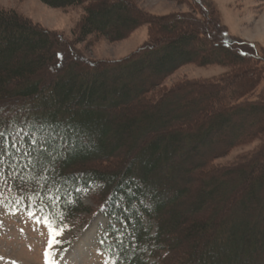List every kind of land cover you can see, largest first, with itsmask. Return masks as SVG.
<instances>
[{
	"label": "trees",
	"instance_id": "obj_1",
	"mask_svg": "<svg viewBox=\"0 0 264 264\" xmlns=\"http://www.w3.org/2000/svg\"><path fill=\"white\" fill-rule=\"evenodd\" d=\"M39 1L53 9L85 7L77 28V44L96 36L118 41L139 24L132 14L135 10L130 13L132 8L122 0ZM188 1L201 20L179 16L171 22V30L174 25L186 30L176 39L165 41L159 34L157 40L152 38L133 57L119 64L94 65L91 71L80 67L79 58L73 62L74 57L60 51L61 37L0 8V105L24 108L38 119L72 123L85 136L84 142L77 140L63 154L55 173H32L31 169L19 167L14 176L0 180V203L41 207L55 227L64 229L67 222L89 216L91 209L83 206L80 191L94 188L91 200L99 211L106 209L112 224L106 230L110 242L100 249L117 264H258L262 258L264 262V196L259 194H264V89L259 91L261 78L257 74L264 59L257 52H250L255 45L235 41L219 24L211 25L209 17L218 11L214 5L209 8L199 0ZM161 29H167L166 24H161ZM205 38L218 43L217 50L225 59L210 58L205 45L198 58L192 53L173 58L176 46L208 43ZM161 45L164 46L160 48ZM228 46H235L236 51ZM163 49L172 54L158 58ZM150 56L157 57L159 63L146 75L141 63H149ZM241 64L251 67V74L255 75L249 82L243 81L249 72L241 71ZM186 65H219L228 70L216 80L183 81L168 89L160 86ZM80 71L84 76L81 80ZM126 71L131 75L127 82L121 75ZM132 75L142 77L143 82L134 81L131 85L135 79ZM189 91L215 108L205 118L207 123H199L193 134L187 128H195L194 123L186 120V112L178 116L172 99L184 97ZM132 98L145 107L131 112L125 103ZM245 111L260 114V125L256 124L244 137L224 143L205 163H197L201 155L197 150L215 146L213 133L227 135L225 129L232 126L233 116ZM235 127L242 129L243 125ZM156 128L176 129L154 140L143 137ZM257 140L259 147L242 156L237 165L213 166L215 159ZM176 156H184L192 165L189 169L179 168V182L171 176H161L163 168L170 166ZM193 172L203 179V183L201 179L196 182L200 192L196 187L199 198L194 214H201L205 203L228 188L235 175L242 184L246 183V190L232 213L229 207L237 198L234 191H228L224 205L210 211L207 220L186 218L184 235L171 238L184 226L178 218L183 206L180 201L191 194L180 182L192 184L194 181L188 176ZM46 175L48 179L43 178ZM167 189L172 192L169 199ZM182 247L184 250L179 251Z\"/></svg>",
	"mask_w": 264,
	"mask_h": 264
},
{
	"label": "rangeland",
	"instance_id": "obj_2",
	"mask_svg": "<svg viewBox=\"0 0 264 264\" xmlns=\"http://www.w3.org/2000/svg\"><path fill=\"white\" fill-rule=\"evenodd\" d=\"M122 1L128 3L132 8L130 13L135 10L132 14L134 18L138 19V26L118 41H110L106 38L96 36L89 37L84 43L80 44L75 43V39L77 38L78 25L84 17V6L53 9L39 0H0V8L5 11H12L43 30L52 32L56 34L57 37H61V42L63 44L60 47V51L68 54L67 56L70 58L74 57V60H72L73 62L75 61V57L79 58L82 61L80 67L83 69L87 68L89 71H91L90 68L94 65L97 67L99 64L104 65L105 63L119 64L133 57L145 46L149 45L151 39L154 37L157 40L158 36L163 35V39L169 42L176 39L179 33L186 31L183 26L177 27L176 25H174L173 30L170 29L171 22H174L179 16L183 18L187 17L188 19H197L198 21L201 20L199 13L195 11L191 2L188 0ZM199 1L204 7L211 8V5H214L218 10V14L212 13L209 17L212 22L211 25H213V23L219 24L220 28L223 27L228 36L235 41L255 45V50L250 48V52H257L258 57L264 59V0ZM161 24H166L167 29L159 30ZM205 31L206 30H202V33H205ZM206 40L208 43H203L206 42L203 41L200 44L176 46L173 52L175 53L173 58H178V56L190 53L198 58V56L203 53L201 49L203 45H205L210 58L215 57L222 60L224 56L217 50L219 48L217 47L218 43L215 41L209 42L208 38ZM163 46L164 45H161L160 48ZM228 47L236 51L235 46ZM247 48L246 46L243 50L245 51ZM243 50L242 52H244ZM229 52L232 51L229 50ZM158 54L159 58L162 55H169L172 53L171 51L168 52V50L165 51L163 49V51L158 52ZM147 58L150 61L149 63H146L145 60L141 63V68H143L146 75L151 72L153 66H157L159 63L155 56ZM260 68V72L257 73L261 78L259 91L264 89V65L260 66ZM227 70V68L219 65L203 68L195 65H186L165 79L160 86L168 89L174 84L183 81L216 80L226 73ZM240 70L249 72V75H246L245 80H243L245 82H249V80L255 76L253 73V75L251 74V67L249 68V66L241 64ZM121 75L126 82L127 78L131 76H129V72L127 71L122 72ZM78 77L80 80L84 77L81 71L78 73ZM134 78L135 79L131 81V85L134 84V81L143 82L142 77L136 75ZM55 79L56 77L54 80ZM172 99L175 102L173 106L179 111L178 116L180 117L181 113L186 112L188 116L186 120L194 123L195 128L190 126L187 128L191 134L198 129L199 123L206 124L207 119L205 120V118L210 112L214 113L213 111H215L214 106L209 107L211 104H209L208 101H203L199 95L191 91L186 93L184 97L179 95V97L173 96ZM189 103L193 105L191 108L188 106ZM125 105L131 112L138 111L139 109L141 110V108L145 107L143 104H139L138 100L133 98L125 103ZM190 110H193L191 114L189 113ZM232 120V126L225 129L227 130V135L213 133L211 139L215 141V146L212 148L208 146L197 150V152L201 153V155L198 156L199 159H196L197 163H205L208 157L216 153L217 150L223 148L224 143L244 137L246 133L252 132L256 124H258V126L260 125L261 116L260 114L256 115L251 114L250 111H245L242 114L234 115ZM236 124H242L243 128H236ZM170 129L175 132L174 129L176 128H156L150 132H145L143 137L154 140L160 135H167ZM257 147H259L258 140L248 145L236 147L226 156L215 159L213 166L217 168L233 167L239 163L238 160L242 156L251 154ZM142 148L143 146L136 149L134 154H137ZM118 156L119 155H117V157ZM262 162L264 163V158ZM191 166V162H188L187 158L184 156H176L172 158L170 166L167 165L163 168L161 176L164 178L171 176L176 178L177 182H179L180 177L176 172L179 168L189 169ZM10 171H12V169L5 166L4 176L0 178V180L4 179ZM255 174L257 176L259 175L258 172ZM188 177L194 181L192 184H183V182H180L182 183L181 186H186L191 192L188 198L180 201L183 206L179 210L180 215L178 218L179 223H184V226L178 228L170 235L171 238H176L178 236L182 237L184 235L185 232L183 228L187 224L186 218H188V221L207 220L210 211L214 208L219 209L221 207L222 201L226 198L225 193L228 191H234L235 198H237L233 200L234 204L231 206L232 208L228 206L229 212L232 213L246 190V183L242 184L239 176L235 175L234 182H231L228 188H223L214 200L207 201L202 213L197 215L193 213L197 200L196 198L198 197L197 194L200 192L198 186H196V182L201 179V183H203V179L198 176V172H193L189 174ZM177 185L178 183L175 185V188H178ZM196 187L198 192L196 191ZM92 191H94V188L91 189L90 192L87 190L80 191L83 206L91 209L89 216L83 215L81 217L82 219H77L74 223H66L63 234L57 237L59 242L54 245V258L56 264H104V255H101L104 253L101 252L100 246L110 242L106 230L109 226H112V224L106 216V209L103 208L99 211L98 206L93 204L91 200ZM195 191L197 193H195ZM236 191L239 194H237ZM171 193L170 190L167 191L166 199L171 198ZM259 194H261L263 198L264 194H262V192H259ZM30 211L35 215L30 217L28 215ZM167 211H171V208H168ZM45 216L48 217V214L41 207L16 206L15 204L5 202L0 203V257L3 258L0 259V264H45L44 253L50 238L49 228L45 223L37 222L38 220L43 221ZM144 224L147 225V222L144 221ZM170 244L173 246L172 243ZM183 250L184 247L179 248V251ZM146 257L147 253L145 255V258ZM147 260L151 263L155 262V259L147 258ZM258 264H264L263 258Z\"/></svg>",
	"mask_w": 264,
	"mask_h": 264
},
{
	"label": "snow or ice",
	"instance_id": "obj_3",
	"mask_svg": "<svg viewBox=\"0 0 264 264\" xmlns=\"http://www.w3.org/2000/svg\"><path fill=\"white\" fill-rule=\"evenodd\" d=\"M77 140L84 142L85 136L72 123L45 117L38 119L24 108L0 105V178L4 176L5 166L12 169L9 176H14L19 167L31 169L32 173H55L57 162ZM43 178L48 179L49 176ZM28 215L35 214L30 211ZM37 222H43L49 228L45 264H56L54 245L59 242L57 237L63 234L64 229L53 227L47 216ZM104 264H117V261L108 257Z\"/></svg>",
	"mask_w": 264,
	"mask_h": 264
}]
</instances>
